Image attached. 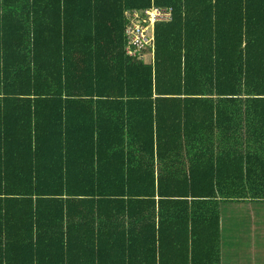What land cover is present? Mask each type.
<instances>
[{
	"label": "trees",
	"instance_id": "1",
	"mask_svg": "<svg viewBox=\"0 0 264 264\" xmlns=\"http://www.w3.org/2000/svg\"><path fill=\"white\" fill-rule=\"evenodd\" d=\"M152 5L172 19L129 56ZM249 199L264 0H0V264H220Z\"/></svg>",
	"mask_w": 264,
	"mask_h": 264
},
{
	"label": "crops",
	"instance_id": "2",
	"mask_svg": "<svg viewBox=\"0 0 264 264\" xmlns=\"http://www.w3.org/2000/svg\"><path fill=\"white\" fill-rule=\"evenodd\" d=\"M220 264H264V201L220 207Z\"/></svg>",
	"mask_w": 264,
	"mask_h": 264
},
{
	"label": "built area",
	"instance_id": "3",
	"mask_svg": "<svg viewBox=\"0 0 264 264\" xmlns=\"http://www.w3.org/2000/svg\"><path fill=\"white\" fill-rule=\"evenodd\" d=\"M172 16V6L152 5L143 11H127L125 53L134 56L143 47L154 49L156 23L169 22Z\"/></svg>",
	"mask_w": 264,
	"mask_h": 264
}]
</instances>
